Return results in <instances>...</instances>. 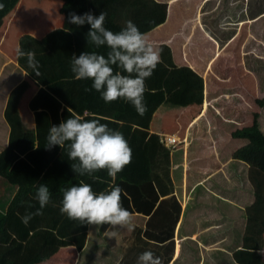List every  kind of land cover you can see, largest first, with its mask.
Instances as JSON below:
<instances>
[{
  "label": "crops",
  "instance_id": "0c3cea01",
  "mask_svg": "<svg viewBox=\"0 0 264 264\" xmlns=\"http://www.w3.org/2000/svg\"><path fill=\"white\" fill-rule=\"evenodd\" d=\"M42 1L46 0H20L16 8L4 18L0 28V31H3V33L0 32V36L3 37V41L0 43L2 47H0V103L4 96V103H2L4 109L1 110V115H4V119L9 125L4 144L5 149L0 151L4 153L3 156L6 159L2 163L4 164L2 169L7 171L8 174L14 171V179L19 185L25 184L33 187L28 200L11 217L15 219L17 216L24 215L26 211L35 212L38 202L33 197L36 187L41 183L49 187L50 202L45 207L51 209L44 216L40 214L33 215L27 225L23 223L22 227L0 235V263H6L9 258L14 257L15 261L19 259L20 264H26L35 254L42 253L47 259L39 264H137L138 255L144 250H151L155 256L160 257L161 264H240L236 259V255L239 252H245L244 257L248 261L251 258L253 262L259 261L258 264H264V247L261 250L251 248L253 246L247 247L243 238L241 239V245L234 250L226 246V244L230 245L233 235L239 232L244 233L247 220L246 209L255 201L252 184L249 179L250 165L244 161L238 160L228 170L232 172L233 177H239L245 182L247 181L246 193L250 195L247 197L242 196V186L240 184L235 186L236 184L231 182L232 187L230 185V188L235 189L233 193L229 192L230 190L228 191L230 188L225 187L227 184L226 172H224L227 164L225 162H227L228 158L230 159L229 163L234 160L235 151L246 144H243V140L246 141V139L234 138L231 133L228 136L231 138L227 139V136L223 137V134L218 130V126L225 128L233 125L232 130L239 127L236 126L237 120L233 121V114L228 117L230 122H225L220 114L216 115L215 118H211V122L207 118H205V121L200 120L207 112L213 113V111H209L211 108H216L213 109L215 111L220 109V99L228 93V90L225 91L222 88V81L226 80L220 77L223 76L221 69L224 66L220 68V75H216L212 70V63L219 58H221L223 63L226 60V54H230L227 50L238 41L239 51L236 55H238L239 60L244 58L245 44L247 43L251 44L250 52L254 54L253 57L256 56V60L257 57L261 56L259 55V51H261L260 45H264L260 39L256 38L253 32L255 24L258 23H255V20L248 16L244 18L245 20L242 18V14L247 13L248 0H244L245 6L242 5L243 0H158L167 2L168 19L165 24L145 34L149 42H155L154 46L160 48V61L153 70L151 77L149 76L150 80L147 79L148 77L145 78L144 99L146 101L147 93H167L177 88L178 92L183 91V93L190 96V101L189 105L185 107H177L175 103L170 104L168 101L169 98H174L172 95L167 98L166 103L169 107L174 108V110H169L167 113V115L171 114L170 116L159 122V118L151 114L149 116V125L140 124L137 121L135 127L137 125L152 132H158L161 136H175L179 140L177 145L170 146L172 148L170 178L174 192L169 193L167 196L161 195L153 210L156 213L152 217L150 216L151 214L145 212L148 210L152 200L149 201L142 196V192L135 198H132L130 194V207L133 209L131 210L132 222L135 224V228L128 230L127 227L101 223L100 229L95 233L96 235L90 232L91 224H84L78 220L69 219L59 211L62 198L61 189L73 183H79L81 180L84 181L82 176L74 174L70 168L71 163L66 166L60 165L65 159L68 161L67 153L65 157L61 155L52 157L47 163L42 161V158L48 155L49 148L44 145L46 140L41 136L39 128L37 130L35 128V126L38 127V114L44 112V110L39 109L47 107L48 112H54L56 119L61 122L60 114L64 112L63 107L75 109L74 102L76 104L82 102L78 101L77 98L79 97L76 92L77 79H74V74L70 70V59L73 53L79 55L81 51H88L86 47L84 48L86 42L81 46L80 42L76 41L75 31L80 30L82 25L71 23V28L67 26L69 15H61L59 13V17H55L53 20L59 19L58 24L52 21V23L48 24L49 28H44L43 32L33 30L30 27V24L26 22L31 20L30 15H44L56 8L52 5L49 7L50 9H42ZM54 1H57L56 6L59 12L62 2L61 0H49L48 3H54ZM177 3L185 6L186 10L189 5L195 4V7L199 8L198 11L200 13H202L201 11L204 12L207 6L206 13L221 12L223 17L228 15L225 17L229 19L228 21L234 22V27H223L221 29L222 32L220 34L222 36L219 39H223L225 35L223 30L229 31V33L233 31L231 38L221 45L205 30V24L201 23L200 19H197L198 22L195 25H191V31L200 25L203 34L214 44V56L212 58H209V53H199L198 50L196 52L194 49L191 51L194 61L202 60V67L206 61H209L201 72L198 71L199 68L193 65L194 63L190 62L189 57V60L187 59L185 47L188 43L191 45L193 39L190 41L188 35L185 38L186 41L179 43L182 58L179 57V62H177L176 52L174 51L175 53H173L177 45L175 39L178 36L174 33L177 27L170 26L164 30L172 14L171 8ZM226 7L227 10L225 9ZM229 15H234V18ZM83 25L88 27L87 23ZM104 25L109 26L114 32L121 29L114 25ZM161 29H163V33H156V31ZM243 29L246 30L244 38H242V35L240 37ZM6 32L9 34H6ZM150 36H154V38L152 39ZM41 43L43 45H40ZM18 44L25 51L32 50L39 64L41 63V58L48 63L47 69H44L41 76L46 78V81L43 80L44 78L37 80L39 82L34 81L39 75L35 74L30 67H26V64H21L22 62L27 63V57H18L16 55ZM197 46H201V44L198 42ZM253 46L256 49H252ZM101 49L103 54L106 55L107 48L101 46ZM91 51H94V46H91ZM219 51L221 53L220 56L213 61ZM260 58L264 59V56ZM52 62H59L65 66L67 74L61 69V72H59L64 76L69 75L67 77H70L74 84L64 82L61 79L57 80L59 72L50 74L51 67L53 66L54 68V65L51 64ZM227 62L229 64L233 62L231 55H229ZM160 67H163V75H160ZM240 69L241 74L238 73L234 77L235 88L237 86H247L248 80L243 78V76H249L253 67L250 66L251 70H245L244 72L241 66ZM54 70L56 69L54 68ZM254 71H251L253 76H255ZM185 76L189 78L188 81L183 79ZM253 76L251 75L250 77ZM211 78L215 81L213 89L211 88ZM51 79H55V81ZM174 84L176 86L172 88ZM250 86V89H253L256 84L252 83ZM235 92L238 91L235 90ZM117 99L118 102L113 100L101 103L102 106L111 110L107 117L115 121L117 120L115 110L120 109L118 105H121V108H123V105L132 108V105L122 98ZM204 101H207L205 102L206 104L208 103V108L205 112L203 110ZM16 102L21 105L20 111L22 105L27 106L25 114H20L19 111L16 112ZM8 104H11V106L6 109L5 105ZM150 107L148 111L153 113L155 108ZM54 108H57L58 117L53 110ZM26 114H29L26 121L30 117V121L34 125L33 128H35V133L32 132L31 135L30 128L24 122L25 118L23 119ZM76 114L83 119L86 118L84 113L76 112ZM122 114H125V112H121V116ZM18 115L23 121L18 134L29 135V138H21L22 141L15 144L14 138H12L13 124L11 119L18 117ZM121 116L119 119L122 118ZM170 117H173L172 123H169ZM94 118L100 119V116L94 115ZM245 120V124H252L253 118L249 119L247 116ZM47 121L52 122L53 119L49 118ZM259 123L264 131L262 116H260ZM210 127L213 130L216 127L215 131L217 132L210 133ZM132 132L136 135L134 129ZM126 140L131 148V159L117 173L114 183L117 184L121 179L136 184L148 181L151 172L148 159L146 158V141L141 138H136L134 141L129 138H126ZM198 140H200V143L197 144ZM18 152L22 153L17 155ZM23 154L26 155L27 159L20 158ZM0 159L3 158L0 157ZM18 161L22 162L17 164ZM63 167H67V169H63ZM233 171H235V174ZM95 175L101 179L93 181L87 177L89 179L87 183L92 184L95 191L104 190L109 184L113 183L112 178L107 175L105 169L98 170ZM6 182V187L0 189V197H3L4 200V197L8 196L5 194L11 191V197L8 198L9 203L17 188L12 186L15 185L14 182ZM170 186V183H168L167 187L170 188ZM250 189L252 193L249 192ZM174 197L181 208L178 219L177 212L179 207L174 201ZM165 199L168 202H164ZM161 201L163 202L159 207ZM17 218L20 219V217ZM71 223H75L79 228H85L86 235H83L80 231V239L78 240L77 234L74 232V225L71 228L69 227ZM112 232L116 233L115 237L109 236ZM81 235L83 236L81 237ZM236 238L237 236L232 244H234ZM9 241L11 243H8ZM90 247L93 250L90 254H87ZM29 249L31 250L29 251Z\"/></svg>",
  "mask_w": 264,
  "mask_h": 264
},
{
  "label": "clouds",
  "instance_id": "9594fccd",
  "mask_svg": "<svg viewBox=\"0 0 264 264\" xmlns=\"http://www.w3.org/2000/svg\"><path fill=\"white\" fill-rule=\"evenodd\" d=\"M105 15L104 12L94 15L90 11L69 14L70 23L89 25L86 33L88 42L96 48H107L106 55L96 51H81L79 55L73 53L70 70L75 79H90L91 88L99 93L104 102L122 98L130 103L139 115H143L146 111L145 78L151 76L160 61V48L149 42L131 20H126L124 26L116 32L106 28ZM188 23V20L184 21V25ZM16 55L26 56L28 66L39 75V61L35 59L32 50L25 51L18 44ZM55 145L67 149L68 159L74 161L70 164L74 174L96 181L101 178L95 173L105 169L113 181L106 189L100 191L93 190L92 184L83 180L62 188L59 211L80 223H108L133 230V217L130 211L122 206L121 188L114 183L117 173L131 159V148L123 133L110 128L106 123H101L99 118L83 119L73 113L59 124L49 127L45 146L51 148ZM33 198L38 202L39 208L35 212L26 211L24 215H20V220L25 225L33 215L41 214L42 209L50 202L48 185L39 184ZM115 235L116 233L112 232L109 236ZM137 264H161V259L151 250H144L138 255Z\"/></svg>",
  "mask_w": 264,
  "mask_h": 264
},
{
  "label": "rangeland",
  "instance_id": "374dc122",
  "mask_svg": "<svg viewBox=\"0 0 264 264\" xmlns=\"http://www.w3.org/2000/svg\"><path fill=\"white\" fill-rule=\"evenodd\" d=\"M48 2H49V0L42 1V4H43V8L42 9H50L49 7L52 6V5H54L56 8L48 11V13L44 14V15L43 14L42 15H36V14L35 15H30L31 20L26 21L27 23L30 24V27L33 30L43 32L44 28L45 29L49 28L48 24L52 23V21L54 20L55 17H59V12H58L57 6H56L57 1H54V3H52V2L48 3ZM187 3H189V2H187ZM185 8L186 7L182 6L180 3H177L174 6H172V8H171L172 14L169 17L168 25L164 27V30L167 27H170V26L177 27V29L174 30V33H176V35L178 36V38L175 39V42H176L177 45L175 47V50H173V53L176 52L175 55H176V61L177 62H179V57H181V54H180L181 46L179 45V43H182L183 41H186L185 38H187L188 35L190 37V39H189L190 41H191V39H193L192 40V44L190 45L188 43L186 45V47H185V49L187 50V59L189 57L190 58V62L194 63L193 65L196 68H199L198 71L201 72L203 67L207 66L209 61L208 62L206 61L204 66L202 67V60L194 61V57L191 55V53H192L191 51H192V49H194V51H196V52L198 50L199 53H209L208 54L209 58H212L214 56V51H213V45L214 44H213V42H211V40L210 41L208 40L207 36H205L203 34V31L200 28V25H199V27H196V29L192 30V31H191V25H193V24L195 25V23L198 22L197 19L198 20L200 19L201 23L203 22V24H207L208 28L209 27H210V29L214 28L212 31H210L211 34L212 33H217L216 28L214 26H215V22H217L218 18L220 17V15L222 13L221 12L220 13L219 12H215V13H212V14L206 13L207 6H206L204 12L201 11L202 13H200V11H198L199 8L197 9L195 7V4L189 5V8L187 10ZM227 16L228 15H226L225 17H227ZM229 16L234 18V15H229ZM58 20H55L53 22H56V24H58ZM185 20L189 21V23L187 25H184V21ZM233 23H234L233 21L230 22V23L227 22V23L223 24V27L232 28V27H234ZM70 24H71L70 22L67 23V26H69L71 28ZM104 26L106 28L110 29L109 26H107V25H104ZM261 26L263 27V30H264V21H263V23H261ZM204 28L206 30L205 25H204ZM88 29H89V25H88V27H84V25H82L80 30L75 31L76 32V39H77L76 41L80 42L81 46L86 42L85 45H84V48L86 47L88 51H91V46H94V45H92L86 39V33H87ZM245 31H246L245 29L242 30V32H241L242 34L240 33V37L242 35V38H244ZM0 32L3 33V31H0ZM221 32H222V30L219 33H221ZM223 32H225V30H223ZM248 32H250V31H248ZM156 33H158V34L163 33V29H161L159 31H156ZM6 34H9V33L6 32ZM150 37L152 39L154 38V36H150ZM174 38H175V36H174ZM238 39L240 40V38H238ZM2 41H3V37L0 36V43ZM198 42L201 44V46H197ZM42 43L40 45H43ZM152 43H153V45L155 44V42H152ZM194 43H195V45H194ZM238 44H239V41L234 43V45L231 46L227 50V51L230 52L229 55H231V58L233 59L232 63L229 64L227 62V59L229 57L228 54H226L227 56L225 55L226 56V60H224L223 63H222L221 58H219L214 63H212V70L215 72L216 75H218V74L220 75V68L224 66V68L221 69V74L223 76H220V77H222L224 80H226V81H222L223 82L222 83V88H224L225 91L228 90V93L223 98L220 99L221 108L216 110L219 113L216 112L215 110H213V109H216V108L213 107V109L211 108L209 110V111H213V113L211 112L213 115L211 113L207 112L206 115L202 116L200 120L201 121H205V118H207L211 122V118H215L216 115L220 114L222 119L225 122H230L228 120V117H229V115L233 114V121L237 120V122H238L236 126H242L243 124H245L244 121H246L245 118L247 116H248L249 119H252L254 113H260V116H262V121H263L262 127L264 129V61L263 62H259L258 59L256 60V56L253 57L254 54L252 52H250V49H251V47H250L251 44L250 43L249 44L248 43L245 44L246 48H245L244 58H243V60L242 59L239 60L238 59V55H236L238 53V51H239L238 50L239 49V45ZM260 47H262L261 50H264L263 46H260ZM254 48L256 49L255 46L252 47V49H254ZM94 51L103 54L101 46L99 48H96L94 46ZM259 52H260L259 55H261L260 57H263L264 53L262 51H259ZM257 58H259V57H257ZM49 60H50V58H49ZM40 62L41 63L38 64L39 77H37L34 80L36 82H39L37 80L44 78V77H41V76L43 74L44 69L46 70L47 69L46 67L48 66V63L43 61V58L40 59ZM230 62H231V60H230ZM220 63H222V64H220ZM21 64H24V65L26 64V67H29L28 64L25 63V62L24 63L22 62ZM51 64L54 65V68L56 70H54V68L52 66L50 74H55V73L59 72L60 69L63 70V72H65V74H67L65 66H63L61 63L52 62ZM240 66L242 67L243 72L245 70H251L250 66L255 68L254 69L255 71L253 73L255 74L256 78L251 73V71H253V70H251L250 73H249V76H243V78L248 80L247 86H243V87L237 86L235 88V78L234 77H236V75L238 73L241 74ZM160 68H161L160 75H163V73H164L163 72V67H160ZM30 69L33 71L32 68H30ZM234 70H236V71H234ZM256 71H257V73H256ZM60 72L58 74L57 80L61 79L64 82L73 83L72 79L70 77H67L69 75L64 76V75L60 74ZM183 74H185V73H183ZM251 75L253 77H250ZM147 79L150 80L149 77ZM183 79L188 81L189 78L187 76H185V78H183ZM43 80L46 81V78H44ZM51 80L55 81V79H51ZM256 80L258 81L257 83H256ZM214 82L215 81L213 80V78H211V88L212 89H213V83ZM46 83H48V82H46ZM252 83H255L256 87L253 88V89H250L251 88L250 84H252ZM175 86H176V84H174V86L172 88H174ZM71 87L73 88V86H71ZM86 89H89V90L86 91ZM177 90L178 89L175 88L174 90H171L172 92L169 91L167 93H163V92L162 93L159 92V93H156V94L147 93L146 94V97H147L146 101L144 99V103L146 104V111L144 112L143 115H139L136 112V110H135V108L133 106L131 108L130 106H124L123 105V108H121V105H118V107L120 109H116L115 110V113L117 114V120L115 121V120L110 119L109 117H107V114L109 112H111V110L107 109V107H105V106H102L101 103L104 102V100L100 97L99 93L95 89L91 88V80L90 79H77V91L76 92H77V95H79V99H82L81 100L82 102L81 103H77V104L74 102L73 105L75 106V109H71V107H63L64 108V112L63 113L61 112V114H60L61 121L63 119H66L69 115H72L73 113L76 114V112L84 113V115L86 114V118L85 119H92V118H94V115L95 116H100V122L101 123H106V124H108V126L110 128L120 130L123 133L125 138H129L130 140L134 141L136 138L139 139V137H137V134L135 135L132 132L137 121L140 124L144 123L145 125H149V120H150L149 116L151 114H152V116L158 117L159 118V122L164 121L165 118H167L168 116L171 115V114L167 115V113L169 112V110H174V108H171L168 105H166L167 98H169V97H171L173 95L174 98H169L168 101H169L170 104H174L175 103V105L177 107H181V106L185 107V106L189 105L188 103L190 101V96H188L187 94L183 93V91H179L178 92ZM235 90L238 91V92H235ZM14 94H15V92H14ZM148 98H150V99H148ZM199 98H200V95H199ZM116 102H118V99H116ZM2 103H4V96L2 97V102L0 103V150L1 149H5L4 148V146H5L4 144H5L6 134H7V128L9 126L8 123L4 119V115L3 116L1 115V110L4 109V105ZM183 103H186V104H183ZM9 106H11V104L5 105V108L8 109ZM20 106L21 105L18 102H16V112L19 111L20 114H23V113L25 114L27 106L26 105H22L21 111H20ZM149 107L150 108H155V111L153 113L151 111H148ZM69 108H70V111H68ZM39 110H44V112H41V113L38 114V119H39L38 127L35 126V128H36V130H37V128H39L41 136L46 140V136H47L49 127L51 125H53V124H59L60 122L54 116V112H52V113L48 112L47 107H44V108L39 109ZM53 110L55 111V113H56V115L58 117V112L56 111L57 108H54ZM121 112H125V114H122V116H121ZM148 112H150V113H148ZM159 113H160V115H158ZM28 116H29V114L24 115L23 119L25 118L24 122H26V125L29 128L32 129V131H30V135H31L32 132L35 133V128H33L34 125L32 124V121H30L31 120L30 117L26 121ZM120 116L122 118L119 119ZM19 117H20V115H18V117H15L14 119H11V123L13 124V126H12L13 137L12 138H14V143L15 144H18L20 141H22L21 138L22 139L24 137H25V139L27 137L29 138V135H19L18 134V130L20 129L21 123L23 122L22 119L19 118ZM126 117H127V119H126ZM49 118H52L53 121L52 122L47 121ZM172 118L173 117H170V122L169 123H172ZM155 122H156V119H155ZM248 124H246V125H248ZM199 126H200V124H199ZM201 126H203V125L201 124ZM232 126L233 125L226 126L225 128L218 126L217 128H218V130H220V133L223 134V137L227 136V139H228V138H231V137H228V136L231 133V130H232L231 128H233ZM214 128L216 129V127H214ZM215 129L213 130L210 127V130H209L210 133L213 134V133L217 132V131H215ZM38 138L41 139L40 137H38ZM240 140H243V139H240ZM247 141H248V139H246V141L243 140V144H245V143L247 144ZM45 143H44V145H45ZM196 143L197 144L200 143V140H198ZM21 153L22 152H20V153L18 152L17 155H19ZM66 153H67V149L66 148H62L59 145H55V146H52L51 148H49V153H48L47 156H45L44 158H42V157L41 158H42L43 163H47L48 160L50 158H52V157H57L58 155H61V156L65 157ZM3 155H4V153L2 151H0V157L3 158V159H0V164L4 163L5 160H6ZM20 158L21 159H27L25 154L20 156ZM28 158L31 159L30 157H28ZM146 158H147V155H146ZM229 160L230 159L228 158L227 162H225V163H227L225 165L226 167L224 169V172H226V177H227V179H226V183L227 184H226L225 187L226 188H230V185L232 187L231 182L236 184L235 186L240 184L242 186V193H243L242 196L243 197H247L248 195H250L249 193H246L247 186H248L247 185V181L245 182V180H243L242 178H239V177L235 178V177L232 176V172L228 170V168L229 169L231 168ZM20 162H22V161H18L17 164L20 163ZM73 162L74 161H70L69 159L67 161L65 159V161L60 163V165H65L66 166L68 163H73ZM63 169H67V167H63ZM233 172L235 174V171H233ZM8 175L9 174H8L7 171H4L2 168H0V189L6 187V185H7L6 181H7L8 178L12 179V176L7 177ZM77 178H79V176H77ZM82 178L84 179L85 182H89V179L87 178V176H83ZM14 183L18 184V182L16 180H14ZM252 188H253V186H252ZM234 190H235L234 188L228 189V191L231 192V193H233ZM249 192L252 193V190L250 189ZM5 195H8V196L4 197L2 207L8 204V198L11 197V191H8ZM30 203L33 204L32 201H30ZM37 208H39V204H37ZM50 209L51 208H49V207H44L42 209V213L40 215L44 216L45 214H47L50 211ZM8 243H11V241H9ZM92 250L93 249L90 247L88 249V251H87V254H90L92 252Z\"/></svg>",
  "mask_w": 264,
  "mask_h": 264
},
{
  "label": "trees",
  "instance_id": "16d2710c",
  "mask_svg": "<svg viewBox=\"0 0 264 264\" xmlns=\"http://www.w3.org/2000/svg\"><path fill=\"white\" fill-rule=\"evenodd\" d=\"M19 2L20 0H0V28L3 24L4 18L16 8ZM61 2L62 4L59 8V13L61 15H69L72 12H75L76 14H82L89 11L94 15H98L100 12H104L106 14L104 24L114 25L121 28L124 26V22L126 20H131L144 34H147L166 23L168 19L167 2H160L158 0H61ZM242 5L245 6L244 0ZM246 8L247 15L242 14V18L244 19L246 16H248L255 20V23H258L255 24L253 32L256 38L260 39L264 45V30L261 26V23L264 21V0H248ZM225 9L227 10V7ZM228 20L229 19L223 17L221 14L214 26L217 33L212 34L210 31H212L214 28L209 29L207 24H205L207 32H209L211 37L215 39L220 45L225 44L233 34V31L230 33L229 31H225L223 32L225 33L223 39H219V37L222 36L219 33L223 28L221 27V24L232 22L231 20ZM260 49H262V47H260ZM261 51L264 53V50ZM220 54L221 53L219 51L213 61H215V59L218 58ZM257 59L259 62L264 61V59L260 57ZM254 69L255 68H253V70ZM77 98L78 101H81L79 97ZM205 102L207 101H204L203 104L204 112L208 108V103L206 104ZM259 119L260 113H254L252 124H245L231 131V135L234 138L248 139L247 144L235 151L233 156L234 160L230 161V165L236 163L238 160L244 161L250 165L249 179L253 186V193L255 196L254 203L246 209L247 220L244 233L242 234L239 232L233 235L230 245L226 244V246L231 250H234L241 245L242 238L245 240L247 247L253 246L251 248L256 250H261L263 249L262 247H264V131L260 127ZM134 131L137 134V137L145 140L147 143L146 152L151 176L148 181L137 184L125 179H121L118 181L117 185H119L121 188L120 195L122 206L128 209L130 213L132 212L131 210H133L130 207V194L132 198H135L139 193L142 192V196L147 198L149 201L152 200L148 210L145 211L148 212V214H151L150 216L152 217L156 213V211L153 212V210L155 205L159 202L161 195L167 196L169 193L174 192L172 180L170 178L172 148L165 143L163 137L158 132H152L139 126H136ZM0 166V168H3L4 164H0ZM13 172H9L7 177L12 176V179L8 178L7 181L14 182L15 179ZM168 183L171 185L170 188L167 187ZM14 184L15 185L12 186H15L17 189L8 205L2 207L3 197H0V235H4L15 228L23 226L21 220L17 218L20 216H17L15 219L11 216L16 211H18L23 204H25L33 190V187L29 185H19L17 183ZM173 199L179 207L177 212L178 219L181 208L175 197ZM162 202L163 201L159 203V207ZM164 202H168V200L165 199ZM73 225L74 232L77 234L78 240L80 239V231L83 235H86L85 228H79L75 225V223H71L69 227L71 228ZM100 227V224H91L90 232L95 234L98 232ZM83 235H81V237ZM236 236L237 238L235 239L234 244H232ZM30 250L31 249H29V251ZM244 254L245 252H239L236 255L238 263H259V261L253 262L251 258H249L248 261V259L244 257ZM45 259H47V257L44 254L37 253L26 264H39L45 261ZM0 264H20V261L19 259L18 261H15L14 257H11L6 263L3 262Z\"/></svg>",
  "mask_w": 264,
  "mask_h": 264
},
{
  "label": "built area",
  "instance_id": "2783aa9c",
  "mask_svg": "<svg viewBox=\"0 0 264 264\" xmlns=\"http://www.w3.org/2000/svg\"><path fill=\"white\" fill-rule=\"evenodd\" d=\"M163 139H164L165 143H167L168 145H171V146H175L179 143V140L175 136L164 135Z\"/></svg>",
  "mask_w": 264,
  "mask_h": 264
}]
</instances>
